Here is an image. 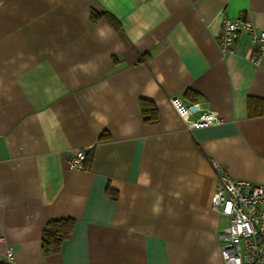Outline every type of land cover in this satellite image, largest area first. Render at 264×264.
<instances>
[{"label":"crops","instance_id":"obj_1","mask_svg":"<svg viewBox=\"0 0 264 264\" xmlns=\"http://www.w3.org/2000/svg\"><path fill=\"white\" fill-rule=\"evenodd\" d=\"M239 15L264 30V0H0V263L224 264L214 163L264 182V56L216 39ZM174 96L221 122L189 129ZM79 149L91 163L69 169ZM58 218L74 227L46 254Z\"/></svg>","mask_w":264,"mask_h":264},{"label":"built area","instance_id":"obj_2","mask_svg":"<svg viewBox=\"0 0 264 264\" xmlns=\"http://www.w3.org/2000/svg\"><path fill=\"white\" fill-rule=\"evenodd\" d=\"M241 34L248 37L252 46L249 60L258 65L264 56V30L254 26L242 15L224 17L216 39L223 55L236 51ZM171 105L189 129L207 127L221 122L212 110L203 109L198 102L187 104L179 97L170 99ZM195 106V109L192 107ZM86 152L79 149L67 158L69 169L83 168ZM217 180L210 198V206L227 223L217 231L219 254L224 264H264V182L253 183L231 177L214 163ZM12 260L11 248L6 250Z\"/></svg>","mask_w":264,"mask_h":264},{"label":"trees","instance_id":"obj_3","mask_svg":"<svg viewBox=\"0 0 264 264\" xmlns=\"http://www.w3.org/2000/svg\"><path fill=\"white\" fill-rule=\"evenodd\" d=\"M91 21L95 22L100 18L105 19L114 28H119L120 23L118 20L109 12L104 10H98L96 8H91ZM148 57L147 54H143L139 57V61H144ZM186 94L191 100H195L197 94L186 91ZM142 112L147 115L146 120H154L157 115V110L154 104L148 100L141 99ZM264 112V111H262ZM92 159V151H87L85 159L83 161V168L89 167ZM74 227V220L71 218H58L50 219L47 221L41 235V247L46 254L55 253L59 250L63 240L71 234ZM5 264V263H0Z\"/></svg>","mask_w":264,"mask_h":264},{"label":"rangeland","instance_id":"obj_4","mask_svg":"<svg viewBox=\"0 0 264 264\" xmlns=\"http://www.w3.org/2000/svg\"><path fill=\"white\" fill-rule=\"evenodd\" d=\"M224 226V223L219 226V230L222 229Z\"/></svg>","mask_w":264,"mask_h":264},{"label":"water","instance_id":"obj_5","mask_svg":"<svg viewBox=\"0 0 264 264\" xmlns=\"http://www.w3.org/2000/svg\"><path fill=\"white\" fill-rule=\"evenodd\" d=\"M192 109H195V106H194V107H192Z\"/></svg>","mask_w":264,"mask_h":264}]
</instances>
